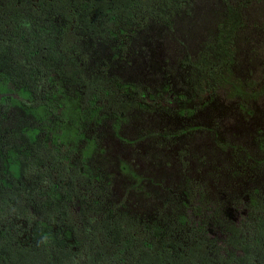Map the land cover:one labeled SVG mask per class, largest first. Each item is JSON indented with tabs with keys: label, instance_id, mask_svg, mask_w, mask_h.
<instances>
[{
	"label": "trees",
	"instance_id": "trees-1",
	"mask_svg": "<svg viewBox=\"0 0 264 264\" xmlns=\"http://www.w3.org/2000/svg\"><path fill=\"white\" fill-rule=\"evenodd\" d=\"M157 1L0 0V98L10 96L9 106L28 117L13 131L17 145L0 137V264H264L263 198L252 205L250 221L223 223L218 241L207 235L206 220L181 214L170 222H139L90 200L75 176L92 187L87 161L94 139L83 151L79 175L69 170L67 152L85 140L91 122L101 123L102 113L115 120L117 132L131 110L151 104L137 86L117 80V93L111 80L88 77L64 49L86 37L112 38L162 12L171 19L185 8V0ZM222 16L216 35L189 61L190 81L200 94L227 85L242 97V85L228 81L242 13L226 3ZM67 36L74 41L68 44ZM44 128L49 135L42 137ZM120 167L137 178L124 163ZM69 207L77 209L75 223Z\"/></svg>",
	"mask_w": 264,
	"mask_h": 264
},
{
	"label": "rangeland",
	"instance_id": "rangeland-1",
	"mask_svg": "<svg viewBox=\"0 0 264 264\" xmlns=\"http://www.w3.org/2000/svg\"><path fill=\"white\" fill-rule=\"evenodd\" d=\"M174 1L158 0L156 6ZM226 3L242 13L228 78L229 84L242 85V97L232 95L227 85L200 94L190 81L189 61L216 35ZM183 4L171 19L162 12L112 38L86 37L64 49L88 77L111 80L117 93V80L137 86L151 104L131 110L117 132L115 120L102 113L101 123L91 122L85 140L67 152L69 170L79 175L83 151L94 139L86 162L95 177L92 187H82L75 176L77 188L90 200L115 206L139 222H170L181 214L194 222L206 220L209 238L221 241L223 223L250 221L252 205L264 200V0ZM72 41L67 36L66 42ZM10 100L0 98V137L17 145L13 131L28 117L9 106ZM46 134L48 128L41 136ZM123 163L136 179L122 172ZM69 210L75 223L77 209ZM137 233L146 238L141 229Z\"/></svg>",
	"mask_w": 264,
	"mask_h": 264
},
{
	"label": "clouds",
	"instance_id": "clouds-1",
	"mask_svg": "<svg viewBox=\"0 0 264 264\" xmlns=\"http://www.w3.org/2000/svg\"><path fill=\"white\" fill-rule=\"evenodd\" d=\"M26 26H29V25H26ZM30 27V26H29ZM42 243H47V237H44V238H42V241H41Z\"/></svg>",
	"mask_w": 264,
	"mask_h": 264
}]
</instances>
